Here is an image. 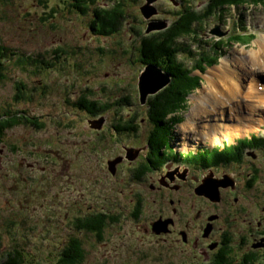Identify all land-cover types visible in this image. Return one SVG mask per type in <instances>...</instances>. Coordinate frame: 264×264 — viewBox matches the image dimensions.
I'll list each match as a JSON object with an SVG mask.
<instances>
[{
    "label": "rangeland",
    "instance_id": "1",
    "mask_svg": "<svg viewBox=\"0 0 264 264\" xmlns=\"http://www.w3.org/2000/svg\"><path fill=\"white\" fill-rule=\"evenodd\" d=\"M41 1L13 0L5 7L0 5V45L19 56L46 57L53 63L52 67H42L35 72L33 66L16 67L12 55L3 61L0 114L9 109L23 112L25 117L37 119L42 126L37 129L30 124L14 125L5 129L0 140V264L15 251L20 252L22 264H55L61 248L72 237L80 240L84 250L81 264H202L183 259L181 248L187 247L181 246L180 240L176 242L168 234L158 239L155 234L146 233L149 230L143 220H152V215L162 205V196L150 190L154 182L148 184L155 172L137 180L132 169L140 163L129 164L124 159L126 148H138L145 143L150 128L146 116L148 99L145 96L142 106L136 88L137 77L144 69L138 59L139 42L148 38L144 35L150 26H163L157 22L175 24L176 16L186 3L177 0L178 6H174L165 0H152L150 4L147 0H116L122 3L127 15L119 34L96 38L88 33L87 24L91 22L93 6H102L101 0H95L86 15L67 11L64 2L68 0H44L45 6ZM187 1L190 11L198 15L207 6V0ZM140 6L148 7L147 19L142 17ZM222 8V13L219 9L212 11L214 15L193 25L197 36L187 34L175 40L176 47L172 50L182 66H195V59L201 54L205 60L200 69L190 70L197 80L184 108L174 115L182 121L171 126L164 139L167 154L173 153L171 144L177 155L187 154L176 146L183 137L179 127L193 107L192 98L207 92V74L213 73L225 57L229 60L240 54L249 59L247 55L257 49L264 33V1L247 0L224 4ZM217 15L223 18L219 20ZM240 18H244L243 22L237 23ZM136 22H140L141 27L136 26ZM131 23L139 28L138 34L130 32ZM218 24L220 35L209 34ZM224 29L240 31L239 35L245 37L246 33H251L255 38L233 46L227 43L229 36ZM180 44L187 47L189 53L182 52ZM216 46L222 50V56L215 63H208L211 56L216 59V51L212 53ZM54 51L61 57L55 63ZM257 77L263 78L264 73ZM82 96L104 111L95 118L79 111L76 102ZM102 117L105 118L102 131L89 129L88 120ZM129 121L133 131H114L118 123L122 126ZM261 124L258 134L264 133V123ZM206 142L210 147L216 144ZM255 153L254 157L253 153L249 154L236 168L232 165L226 170L239 182H251L250 190L239 199V204L230 203L224 211L226 220H220L228 223L226 234L229 236L248 234L241 228L243 223L251 230L258 222L264 224V146ZM115 158H121V167L111 176L107 163ZM183 159L177 157L175 163L169 162L167 167H182ZM195 207L202 208L197 200ZM133 209L139 214L137 219L130 216ZM229 209L242 213L234 220L230 218ZM166 210L170 212V208ZM97 212L116 219L105 227L101 238L73 227L78 218ZM206 214L207 210L199 214L198 219ZM216 220L217 217L211 223ZM218 228L219 222L215 231ZM210 232L211 227L206 238ZM185 251L190 254L189 249ZM257 260L256 264H264V257Z\"/></svg>",
    "mask_w": 264,
    "mask_h": 264
},
{
    "label": "trees",
    "instance_id": "2",
    "mask_svg": "<svg viewBox=\"0 0 264 264\" xmlns=\"http://www.w3.org/2000/svg\"><path fill=\"white\" fill-rule=\"evenodd\" d=\"M13 0H0V5L5 7ZM108 4L101 2L102 6H93L95 0H70L64 2L65 9L67 11L75 12L79 15H86L90 13V8L93 6L91 22H88V32L97 38H106L111 34L118 33L121 30V26L125 20V13L122 3H118L116 0H105ZM247 0H214L212 3V11L220 5L224 4H238ZM251 1V0H250ZM258 0H252L257 2ZM264 1V0H262ZM41 4L45 6V1L42 0ZM212 11L204 15L197 16L189 11L181 14V17L169 29L163 33L153 34L154 36H147L141 40V45L138 49L140 61L145 65L161 66L164 71L170 73L172 81L164 90L156 94L147 102L146 116L147 122L154 126V132L150 134L149 142L151 153L149 154V164L156 165L162 158L164 152L162 151L164 139L167 138L168 132L171 131L170 127L176 125L180 120L179 117L175 118V114L181 111L186 102V97L191 94L196 83L197 77L192 76L191 68L182 66L180 62L175 60V51L171 48L172 43L180 36L190 33L194 34L191 28V23L194 19L196 22H201L203 19L212 15ZM138 34V32H135ZM242 40V39H240ZM167 45V47H166ZM55 62H58L61 57L57 55L56 51ZM14 56V65L20 69H25V65L33 66L34 71H38L40 68H50L53 63H50L46 57L41 56H19L18 53H12L0 45V79L4 75L5 64L4 60L8 56ZM58 60V61H57ZM205 60L203 57L200 61H197L195 67L199 68L201 62ZM210 63H214V58L208 60ZM20 98V96H15ZM76 106L84 110L88 115H96L104 111V108H96L95 103L89 102L84 96H82L77 102ZM24 113L15 111L12 109L4 110L0 114V140L4 136L5 129L12 126L30 124L34 128L40 129L42 124L37 122L35 118H27ZM172 118H171V117ZM167 118H170L167 120ZM135 119V117H134ZM168 121V122H167ZM171 122V123H170ZM131 121L126 122L124 125L114 126V131H133L134 127L130 126ZM164 125V126H163ZM165 148V147H164ZM230 152H224L217 154L213 165L223 162L222 159H226V162H230L232 159ZM202 162L206 160V155L200 158ZM147 161V159H146ZM148 163V161H147ZM134 177H139L134 175ZM110 215L104 212H97L92 216L78 218L73 227L76 230L86 231L88 233L96 234L97 238H101L102 232L108 224L115 221ZM6 260L1 264H22L20 252H14L6 256ZM250 259L245 257L244 262H248ZM84 260V250L81 246V242L77 238H70L68 242L61 248L58 255L57 262L55 264H81ZM225 261L222 249L215 255L214 264H223Z\"/></svg>",
    "mask_w": 264,
    "mask_h": 264
},
{
    "label": "flooded vegetation",
    "instance_id": "3",
    "mask_svg": "<svg viewBox=\"0 0 264 264\" xmlns=\"http://www.w3.org/2000/svg\"><path fill=\"white\" fill-rule=\"evenodd\" d=\"M213 2L214 0H207L206 8L209 5L210 6L208 9L205 8V11L199 15L197 12L190 11L189 8H186L189 6L188 2L183 5L184 8H182V11L187 13V15L189 11L197 16L204 15L212 11ZM168 3L173 5L175 4L174 6L177 4L176 0H171V2ZM179 18L180 16L177 18V21ZM168 23L170 24V21H168ZM195 23H197L196 19L192 21L191 28L194 27L193 25ZM175 24H177V22ZM226 33L229 36L228 43H231L232 40H230L229 31H226ZM179 142L180 144L182 143L181 141ZM186 143L185 146H181L182 149H189L190 144L193 143L198 145L200 142L190 141ZM143 148V151L140 153V159H138V161L141 160V164L137 170V175L139 176L138 178L141 176L143 177L148 173L155 172V176L151 181L148 182V184L154 182L153 186L150 185V190H153L151 192H157L162 196V205L159 207V210L155 212L154 215H152L151 218L152 220L156 221L168 220V224L166 225L167 232L163 235H170L175 239L176 242L180 240L181 243L179 244L181 246L187 247V249L190 250V254H187L185 251L187 249L181 248V252L184 253L183 259L190 261L191 263L201 261L202 264H212L213 257L222 248L224 259L227 261L233 259L231 264H239V262L240 264H248L247 262H244L246 256L250 258L248 261L256 264L258 261L257 259H259L261 254V250L264 247V241L261 240L262 237H264V224L258 222L254 230L246 229L242 226V230H245V232L247 231L248 234L245 232L244 236L238 234L236 237H239V239L237 240V238L226 234V230L229 227L228 223L220 222V220H226L227 217L224 215V211L228 209L230 203L238 205L239 199L243 198L245 193L250 190L251 182H249V180L239 182L237 179L231 176L232 174L226 172V170L229 168H223L219 165L215 166L210 160L207 161V164L198 162L200 157L197 156L187 157L184 155L181 158L188 159L189 164H185L182 167L179 166L175 169H172L171 167L167 168L165 165L169 162L174 164V161L177 157H175L173 153L167 154L164 147L162 148L164 154L162 155L161 160L156 165L153 164L150 168L149 163H147L149 160L146 158V156L149 157L151 148L147 141L143 145ZM248 157L249 156L247 154L241 155V163ZM241 163H238V165ZM234 165L235 164H233V166ZM120 167L121 163L117 166V170H119ZM152 169L154 170L151 171ZM166 169L168 171H166ZM162 171L164 173H162ZM209 180L216 183L213 188L218 186V202H212L208 198H205L201 195H196L194 193V190L198 188L202 181L205 182ZM196 200L202 207L200 210H197L195 207ZM166 208H170V212H168ZM206 210L208 211V214L204 215L203 218L198 219L199 214ZM229 211H231L230 218L234 220L237 219V215L242 213L241 210L235 211L229 209ZM184 214H188V216H184ZM211 216H216L217 220L209 223L208 218ZM250 218L253 221L256 219L255 216H251ZM218 222L219 228L215 231V226ZM205 227L207 228L204 232ZM210 227L211 232L206 238V234H208ZM146 233L151 234L150 231H147ZM155 236L159 239L162 237V234H155ZM232 238L234 243H231ZM224 244L226 245L222 246ZM239 251H241V255L237 256V253H240ZM254 259L255 261H253Z\"/></svg>",
    "mask_w": 264,
    "mask_h": 264
},
{
    "label": "bare ground",
    "instance_id": "4",
    "mask_svg": "<svg viewBox=\"0 0 264 264\" xmlns=\"http://www.w3.org/2000/svg\"><path fill=\"white\" fill-rule=\"evenodd\" d=\"M192 29L195 31V28ZM259 40L257 49L247 55L250 60L240 54L229 60L225 57L220 60L213 75L207 74V92L192 98L193 107L179 127L183 136L182 140L179 139L182 142L180 146L206 139L220 142L221 136L232 142L243 126L254 129L264 123V117H258L259 109L264 105V94L259 91L256 78L258 74L264 73V33ZM243 95L247 98L246 102ZM234 107H238L240 112H236ZM215 185V182L205 181L202 189Z\"/></svg>",
    "mask_w": 264,
    "mask_h": 264
},
{
    "label": "water",
    "instance_id": "5",
    "mask_svg": "<svg viewBox=\"0 0 264 264\" xmlns=\"http://www.w3.org/2000/svg\"><path fill=\"white\" fill-rule=\"evenodd\" d=\"M147 1L149 2L148 4H150L152 2V0H147ZM141 12H142V15L145 19H147L149 17L150 13L148 11L147 6L142 7ZM159 24H161L163 26H159V27L150 26V28H148L146 30V33L151 32V30H163L167 27V24L165 22H160ZM158 25H156V26H158ZM151 27H154V28H151ZM210 34H215L216 36H219L220 33L215 28L214 30L210 31ZM170 81H171L170 76L168 74H162L161 71L156 69V67H154V66H151V65L147 66V68H145V70L139 76V81H138V91H139L140 104L143 105L145 103V96L147 97L149 95L150 96L156 95L161 90L166 88L170 84ZM104 122H105L104 118H100L98 120L88 121V126L92 130L99 131V130H101ZM139 152H140V150L125 149V157L124 158L127 161L132 162L136 159ZM119 162H121V158H115L112 161H108L107 164H108V168L110 170L111 175L115 174V167L117 164H119ZM202 188H203V184L200 187H198L197 189H195L194 193L196 195H202L203 197L208 198L212 202L218 201V199H219L218 193H217L218 186H216L215 188H213L212 186H210L209 188H206V189H202ZM211 219H213V218H211ZM167 224H168V220L163 221V222L158 221L156 223H153L152 231L155 234L156 233L157 234H160V233L164 234L167 232V229H166Z\"/></svg>",
    "mask_w": 264,
    "mask_h": 264
},
{
    "label": "clouds",
    "instance_id": "6",
    "mask_svg": "<svg viewBox=\"0 0 264 264\" xmlns=\"http://www.w3.org/2000/svg\"><path fill=\"white\" fill-rule=\"evenodd\" d=\"M220 6H223V5H220ZM218 7H219V6H218ZM157 23H158V22H157ZM159 23H160V22H159ZM121 28H122V27H121ZM169 28H170V27H168V28L166 27L165 29L160 30V31H158V30H157V31H152V30H151V32L147 33V34L144 35V36H149L150 34H159V33H163L165 30H167V29H169ZM87 31H88V29H87ZM119 32H120V31H119ZM119 32H118V33H119ZM88 33H89V32H88ZM89 34H90V33H89ZM90 35H91V34H90ZM91 36H93V35H91ZM93 37H94V36H93ZM108 37H110V36H108ZM96 38H97V37H96ZM106 38H107V37H106ZM148 66H150V65H148ZM154 67H157V66H154ZM158 67H159V66H158ZM170 83H171V82H170ZM167 87H168V86H167ZM164 89H165V88H164ZM164 89H163V90H164ZM161 91H162V90H161ZM161 91H160V92H161ZM137 94H138V100H139V91H138V89H137ZM157 94H158V93H157ZM154 96H155V95H154ZM79 99H80V98H79ZM79 99H78V100H79ZM86 100H87V99H86ZM88 101H89V102H93V101H91V100H88ZM93 103H94V102H93ZM95 106H96V105H95ZM76 107H77V106H76ZM77 108H78V110L81 111L82 113L87 114L86 112H84V110L80 109L79 107H77ZM96 108H97V107H96ZM98 115H99V114H96V115H90V116H92V117L95 118V117H98ZM98 119H100V118H98ZM98 119H94V120H98ZM104 120H105V118H104ZM88 121H93V120H88ZM88 121H87V124H88ZM147 123H148V122H147ZM104 124H105V122H104ZM104 124H103V125H104ZM88 127H89V126H88ZM102 127H103V126H102ZM89 129H90V128H89ZM101 129H102V128H101ZM91 130H92V129H91ZM102 130H103V129H102ZM102 130H101V131H102ZM95 131H96V130H95ZM99 131H100V130H99ZM146 158L148 159L149 157L146 156ZM222 160H226V159H222ZM148 163H149V162H148ZM152 165H153V164H151V165L149 164V167L151 168ZM137 170H138V169H137ZM133 175L138 176L136 172H133ZM141 177H142V176H141ZM141 177H140V178H141ZM135 178H136V177H135ZM139 180H140V179H139ZM136 206H137V205H136ZM137 207H138V206H137ZM135 209H136V208H135ZM138 212H139V211H138ZM137 216H139V214H136L135 211H134V209H133V216H131V217L135 219ZM112 218H113V217H112ZM261 254H264V253H261Z\"/></svg>",
    "mask_w": 264,
    "mask_h": 264
}]
</instances>
